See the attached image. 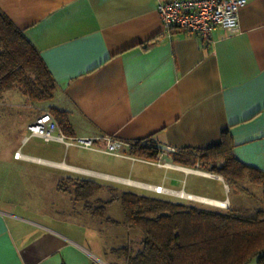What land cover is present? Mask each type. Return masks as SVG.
I'll return each mask as SVG.
<instances>
[{
    "label": "crops",
    "instance_id": "1",
    "mask_svg": "<svg viewBox=\"0 0 264 264\" xmlns=\"http://www.w3.org/2000/svg\"><path fill=\"white\" fill-rule=\"evenodd\" d=\"M159 1L0 0V11L37 49L55 82L46 110L67 114L71 134H62L92 139L98 148L111 138L121 155L28 135L13 151L20 158L0 156V264H124L89 247L78 219H100L88 211L120 193L170 197L148 186L198 203L242 205L175 187L194 176L220 181L230 192L222 177L171 160L175 151L217 144L224 130L234 157L264 173V0H246L238 32L215 27L207 40L180 30L168 35ZM31 139L39 140L29 147L36 153L23 152ZM146 140L159 150L154 161L130 153L131 144ZM136 163L162 170L160 180L146 182L140 170L134 177ZM7 164L37 169L30 180L46 186L49 199L41 197L37 208L30 206L36 197L22 204L23 192L16 191L22 174L13 173L7 190ZM80 182L101 189L84 200L73 191Z\"/></svg>",
    "mask_w": 264,
    "mask_h": 264
},
{
    "label": "trees",
    "instance_id": "2",
    "mask_svg": "<svg viewBox=\"0 0 264 264\" xmlns=\"http://www.w3.org/2000/svg\"><path fill=\"white\" fill-rule=\"evenodd\" d=\"M54 90L55 82L37 49L0 11V97L17 91L40 103L50 100ZM42 112L52 116L64 135L71 134L65 112L54 108ZM232 148L229 132L224 130L217 144L175 151L171 160L176 165L197 167L222 177L228 186L247 183L259 187V207L231 205L211 209L194 202L120 193L88 211L105 223L117 224L105 217V208L108 202L118 201L123 227L140 232L136 250L126 245L110 253L124 264H250L254 260L255 264H264V173L239 162ZM130 153L154 161L159 150L146 140L131 144ZM73 185L77 197L84 200L101 189L88 182Z\"/></svg>",
    "mask_w": 264,
    "mask_h": 264
},
{
    "label": "rangeland",
    "instance_id": "3",
    "mask_svg": "<svg viewBox=\"0 0 264 264\" xmlns=\"http://www.w3.org/2000/svg\"><path fill=\"white\" fill-rule=\"evenodd\" d=\"M47 101L35 103L29 99L22 96L17 91H10L4 93L0 97V156L9 157L12 156L13 151L19 147L21 140L24 137L29 135L26 126L30 124V121L35 118L36 115L40 114L42 111L46 110ZM39 140L31 139L30 142L24 147L23 152L36 153L34 150H29V147L32 144L38 143ZM142 171L145 173V176H140L144 178L146 182L157 183L156 181L160 180L163 171L155 169L154 166L143 165L136 163L133 166V176L137 177V172ZM3 171L8 173V179L5 180V186L7 190H11L12 179L14 172H20L22 174L21 184L17 186V192L22 193L19 200L22 204H29L31 197H36L37 201H32L31 207H39V201L42 197L44 200L46 197L49 199L47 194L46 186L37 184L34 180H30L31 173L37 171V169H31L30 166L26 167H16L13 164H7V168ZM139 177V176H138ZM184 184L175 186L176 189L183 188V190L188 192H195L201 195H207L218 199H229L233 201L234 204H242L249 208H255L260 206V188L256 186L249 185L247 183L237 184V186L226 189L220 181L215 179L206 180L199 177L187 176L184 178ZM20 191V192H21ZM136 191V190H135ZM142 194H147L146 191L140 190L137 191ZM236 192V194H234ZM178 195V193H177ZM235 195V196H234ZM173 197V198H172ZM107 198V195L106 197ZM188 200L185 198H180L175 196H170L169 199L177 200ZM234 198V199H233ZM18 199V198H17ZM39 200V201H38ZM194 202L197 206L203 208L211 209H224L226 207H219L211 204L198 203L197 201L188 200ZM182 202V201H181ZM187 202V201H183ZM41 203V202H40ZM105 217L110 218L117 224L122 223L123 213L120 207L119 202L114 203L112 206L107 208L105 212ZM78 222H82L83 228L82 231L83 237L88 240L87 245L93 247L94 249L100 250L104 259L111 260L117 256L110 253L111 249H117L126 245L131 246L133 249L139 247V240L141 238L140 232L138 231H126L122 226L117 224H108L101 219H96L94 221L87 222L78 219ZM95 222V225L93 224ZM89 225V226H88ZM136 233L137 235H134ZM96 234V235H95ZM92 240V241H89ZM250 264H255V260L250 262Z\"/></svg>",
    "mask_w": 264,
    "mask_h": 264
},
{
    "label": "built area",
    "instance_id": "4",
    "mask_svg": "<svg viewBox=\"0 0 264 264\" xmlns=\"http://www.w3.org/2000/svg\"><path fill=\"white\" fill-rule=\"evenodd\" d=\"M245 3L246 0H160L156 6V12L168 35L172 30H180L207 40L215 27L233 33L238 32V14ZM26 129L29 136L39 137L44 141L63 142L66 145L121 156L120 145L111 138L105 140L102 148L96 147L94 140L89 138L67 139L52 116L46 112L38 114ZM13 156L15 159L20 158V152H15ZM144 188L157 195L184 198L178 196L176 191L167 190L161 186Z\"/></svg>",
    "mask_w": 264,
    "mask_h": 264
},
{
    "label": "bare ground",
    "instance_id": "5",
    "mask_svg": "<svg viewBox=\"0 0 264 264\" xmlns=\"http://www.w3.org/2000/svg\"><path fill=\"white\" fill-rule=\"evenodd\" d=\"M183 196V194H180ZM192 198V197H190ZM196 199V198H194ZM196 200H200V201H203V202H206L208 204H212V205H215V206H219V207H226L227 206V202H219V201H212V200H203V199H196Z\"/></svg>",
    "mask_w": 264,
    "mask_h": 264
}]
</instances>
